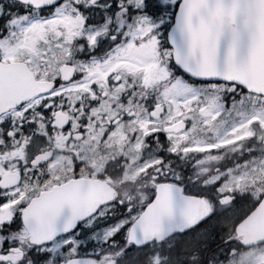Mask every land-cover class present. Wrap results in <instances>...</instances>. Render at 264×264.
<instances>
[{
    "label": "flooded vegetation",
    "instance_id": "flooded-vegetation-1",
    "mask_svg": "<svg viewBox=\"0 0 264 264\" xmlns=\"http://www.w3.org/2000/svg\"><path fill=\"white\" fill-rule=\"evenodd\" d=\"M80 30L84 31V25ZM100 42L102 52L95 53L92 58L82 57L83 70L76 71L75 82H80L79 87H68L69 84L64 83L60 96L54 98L58 101L50 97L45 99L47 103L31 105L30 101L0 116V196L9 197L8 203L0 206V221L17 211L24 214L32 198L73 179L101 178L110 182L117 194L123 191L119 205L127 207L125 221H133L149 202L147 197H153L156 183L141 181L138 176L145 172L140 173L139 166L145 164L148 152L153 151L151 146L162 151L167 137L179 134L167 132L166 126L185 120L187 126L184 130L190 128V113L178 117L174 106L164 96L165 85L177 77L174 69L169 67L166 52L161 54L157 47L150 59L145 61L139 55L143 51H125L124 47L117 46L120 51L116 52L110 49L103 37ZM94 46H84L81 54ZM90 59L92 64L88 65ZM159 67H164L165 73L154 78L153 72ZM85 69L98 80L90 85L81 81L86 74ZM78 73L82 75L77 76ZM173 73L175 77L171 80ZM100 78L104 79L103 83L99 82ZM117 80L120 82L116 83ZM240 97L241 92H236L235 100L239 101ZM153 98L161 111L150 107L148 101ZM92 100L99 103L92 104ZM41 105L51 107V113L40 111ZM57 111L68 116L62 127L53 124ZM160 132L164 133L163 138L153 135ZM149 136L152 138L149 139ZM47 154H50L49 160L44 159ZM137 157L142 160L132 166ZM21 203L25 205L22 209ZM108 207H103L102 212ZM102 212L80 220L77 224L82 222L81 227L75 226L59 236L62 243L50 247L52 255L46 264H52V260L62 262L80 256H90L101 264L110 261V264H116L121 254L126 253L131 259L135 254H142L139 247L128 244L126 235L120 250L99 256V217ZM24 216L17 221L20 227L9 231L16 238H24L21 248L26 250L34 244L31 243ZM118 235L119 232H113V237ZM182 236L175 234L157 245L158 263L163 259L169 263L168 256L172 254V264H178ZM69 243L72 245L70 248L66 247ZM53 255L58 256L54 259ZM131 264H146V259L140 257Z\"/></svg>",
    "mask_w": 264,
    "mask_h": 264
},
{
    "label": "water",
    "instance_id": "water-1",
    "mask_svg": "<svg viewBox=\"0 0 264 264\" xmlns=\"http://www.w3.org/2000/svg\"><path fill=\"white\" fill-rule=\"evenodd\" d=\"M201 0H188V7L198 8ZM235 9L237 37L230 42L225 38L219 48L218 56L207 63L205 77L219 78L199 80H224L235 82L246 89L264 95V0H237ZM187 33L193 39L203 38L208 26L207 18L184 21ZM194 55L204 56L203 49L194 44ZM62 78L71 79L73 66L61 68ZM68 72L69 76H65ZM192 77V76H191ZM53 82L38 81L27 63L0 60V113L27 101L36 94L50 90ZM57 119L65 120L59 114ZM78 196L85 201L80 203L65 200L62 193L57 198V190L42 193L31 201V240L50 241L58 234L69 230L75 223L96 211L103 203L113 197L114 190L104 181L80 179L75 182ZM95 191L93 196L92 191ZM156 196L147 205L144 212L134 222L130 231V240L142 245L152 240H163L167 236L196 226L205 217V203L200 196L184 194L183 187L170 182H161L157 186ZM235 196H224L223 202L232 201ZM82 209L86 211L81 212ZM246 245L264 242V197L256 208L242 221L236 236ZM67 264H95L91 259H73Z\"/></svg>",
    "mask_w": 264,
    "mask_h": 264
},
{
    "label": "snow or ice",
    "instance_id": "snow-or-ice-1",
    "mask_svg": "<svg viewBox=\"0 0 264 264\" xmlns=\"http://www.w3.org/2000/svg\"><path fill=\"white\" fill-rule=\"evenodd\" d=\"M16 2L17 11H13V5L9 4L5 12V4L0 0V23L3 25L0 37L7 34L10 27H15L16 19H32L36 13L61 14L81 22L84 30L89 33L88 36L82 37L80 42H83L86 48L89 41L95 46L82 55L91 57L102 52L101 37L109 43L110 49L116 52L120 51L117 46L124 47L125 51L136 50L144 53L154 52L158 47L161 54L167 53L169 67L195 79L219 78V67L216 77L204 76L207 63L213 56H218L225 38L231 42L238 35L237 29L232 27L235 23V9L239 7L237 0H201L199 7L195 9L188 7V0H16ZM189 16L193 19H208L206 35L202 39L194 40L187 33L184 21ZM194 44L203 49V58L193 54ZM142 58L149 57L144 55ZM80 75L82 73L77 74ZM60 83L61 81L57 79L56 85L59 86ZM98 103V100H92V104ZM148 103L152 109L157 107L154 98ZM39 110L49 114L52 111L51 107L44 108L43 105ZM153 135L164 137L163 132ZM151 138L149 136V139ZM8 201L9 197L0 196V206L7 204ZM24 207L25 205L21 203L20 208ZM23 216L22 212L17 211L0 221V264H46L52 255L50 241L37 242L26 250L21 248L24 238L14 237L9 230L20 227L17 221H21ZM81 226L82 222L76 225ZM71 246L70 243L66 245L68 248Z\"/></svg>",
    "mask_w": 264,
    "mask_h": 264
},
{
    "label": "rangeland",
    "instance_id": "rangeland-1",
    "mask_svg": "<svg viewBox=\"0 0 264 264\" xmlns=\"http://www.w3.org/2000/svg\"><path fill=\"white\" fill-rule=\"evenodd\" d=\"M48 22H59L62 23L66 28L69 37L64 39L65 45L62 47V53L65 56H69V46L71 42V36L77 35L76 28L66 27L67 24L73 26L77 24V20L73 18L56 14ZM46 20L35 19L31 21L16 19L14 21L15 27H12L11 36L0 38V51L4 59H15L22 55H25L26 59L31 61V55L37 56L38 47L37 40L39 37L45 38L43 35L44 25L47 24ZM62 32V31H61ZM61 34V33H59ZM91 42V41H90ZM152 51L147 53L140 52L139 55L142 57L147 55L150 58ZM149 58L144 59L148 61ZM33 59V58H32ZM34 60V59H33ZM49 65V64H48ZM51 65L49 67L53 68ZM58 67H54L57 70ZM163 69H159L153 72V77L158 78ZM46 71V72H45ZM47 73V68L44 70ZM85 80H92L86 78ZM207 86H221L220 84H208ZM205 86V87H207ZM201 89L198 85H185L181 81H177L173 85H169V88L165 90V97H167L171 103L176 107V113H178V107L189 111H195V124L196 128L190 132H183L179 137L189 139V148L192 150H207L210 148H218L225 144H230L238 139L251 134L252 121H257L260 126H264V108H254L250 114L242 116L238 121L232 124H223L220 128L212 135V139L207 136L208 129L213 124V118L217 116L221 110V106L215 102L214 94H205L203 102L200 96ZM264 164V158L261 163L252 165L250 168L244 170L241 174L234 176L231 180L226 183L222 188L221 192L233 191L239 188L248 180H251L256 176V173L262 172ZM249 254L243 256L245 260ZM236 264H264V250L254 253L252 257L246 261H237Z\"/></svg>",
    "mask_w": 264,
    "mask_h": 264
},
{
    "label": "trees",
    "instance_id": "trees-1",
    "mask_svg": "<svg viewBox=\"0 0 264 264\" xmlns=\"http://www.w3.org/2000/svg\"><path fill=\"white\" fill-rule=\"evenodd\" d=\"M13 5L12 10L17 11L18 5L16 1L10 2ZM5 4V12L7 11V2H4ZM3 31V25L0 23V32ZM9 34V30L7 32ZM5 34V35H7ZM247 148L244 147L243 151ZM236 149H233L232 151H227L229 156L236 155ZM218 159L223 158L219 156L217 153L212 154L211 156H205L204 153H195V159H194V165H195V176L196 181L192 182L194 187L190 186V190L192 192L203 194V195H212L214 191H217V189H214L216 185H212L211 187L207 188L208 184L202 179V176L206 175L205 169H208L210 167H219L221 164L218 163ZM170 162L173 161V159H168ZM171 171V172H170ZM175 173L164 166L162 170V174H160V179H170L174 178ZM205 184V187H203ZM264 183H260L258 186L256 185H250L244 187L242 190L243 192L239 196V198H245L244 201L248 202V204L242 203L237 208L235 212L229 213L227 216H218V217H210L208 218L204 223H202L200 226H198L194 230V246H193V253L195 260L190 264H221V261L224 260L226 257L229 256L228 251L230 249L229 245L231 243L224 244V241L227 237H229L231 234L235 232V225L236 223L241 219V214L243 213V216L252 208L255 206V202L257 198L255 197L260 190L263 188ZM250 187V188H248ZM213 188V189H212ZM256 190H255V189ZM253 194V197H251L250 194ZM257 192V193H256ZM264 190L261 191L260 194H263ZM251 198V199H250ZM250 199V200H249ZM239 210H242L239 214ZM112 213V211L109 212V214ZM114 224V223H113ZM227 248V249H226ZM179 259L181 263L187 264V258L189 254L187 253V246L185 248L180 247L179 250Z\"/></svg>",
    "mask_w": 264,
    "mask_h": 264
}]
</instances>
